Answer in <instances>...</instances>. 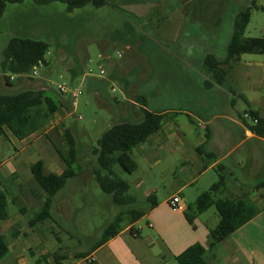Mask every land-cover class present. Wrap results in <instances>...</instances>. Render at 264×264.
<instances>
[{
	"label": "crops",
	"instance_id": "obj_1",
	"mask_svg": "<svg viewBox=\"0 0 264 264\" xmlns=\"http://www.w3.org/2000/svg\"><path fill=\"white\" fill-rule=\"evenodd\" d=\"M229 1L108 0L105 5L123 20L120 26L115 27L113 35L107 36L111 42L121 38L131 52V61L125 65L110 60L106 70H112L108 77H87L88 90L101 97L107 95L108 85L117 88L112 82L119 81L127 102L122 105L114 97L115 110L121 122L141 121L143 110L163 118L160 128L138 147L146 160L142 198L129 194L131 185L128 183V194L133 198L128 207L151 208L94 250L83 251L94 256L92 264H177L176 257L196 243L205 247L207 264H264V186L256 188L259 182L264 181V137L251 130V120L242 117L244 112L251 111L264 118V53L254 54L261 55V59L247 62L240 71L237 70L238 58L228 68L226 85H218L209 78L204 66L206 54L202 60L193 56V49L202 48L204 41L209 39L203 36V29L210 31L217 12L225 9ZM171 6L172 9L165 11ZM252 9L264 10V5L256 4ZM124 15L146 17L147 23L137 31ZM154 17L157 20L153 23L151 18ZM146 31L156 32L162 44ZM109 45L110 42H106L101 46V53H107ZM160 46L173 47L177 54L160 49ZM142 50H153L160 55L141 57ZM118 53L122 56L121 51ZM217 58L223 60L225 54ZM124 68L127 69L126 74L121 75ZM136 70L139 72L135 73L134 83L129 77ZM202 71L207 77L203 81L204 88ZM68 73L74 79L80 72L70 69ZM145 81L148 85L146 93L142 88ZM18 84L20 92L35 89L32 86L40 82L32 84L22 79ZM39 89L50 91L46 87ZM53 95L58 96L56 93ZM135 106L140 108L141 119L136 116ZM37 133L17 139L7 129L0 130V145L11 140L17 144L14 145L15 155L0 162L6 179H15L19 170H23L25 180L33 178L29 167L34 162L21 166L16 157L32 151V155L28 154L29 161L40 157L39 154L35 156L41 149L35 147L38 139L34 136ZM45 159V163L42 161L44 171L45 167L48 168L46 173L60 174L64 170L62 159L63 164L54 156H46ZM219 175L226 181L222 197L250 201L259 211L223 241L209 247L210 232L218 225L220 217L214 207L197 214L192 206L196 198L218 180ZM140 183L139 180L134 182L133 188H139ZM174 195L181 198L184 207L181 212H173L169 207V200ZM138 202L144 204L138 205ZM25 213L26 209L20 206L19 214L10 217L8 213V218L2 220L0 238L7 247L6 254L0 259L2 264H27L26 251L31 255L40 252L39 258H45L42 256L47 250L35 234L40 223L31 226L28 222L31 217L27 219ZM56 256L61 259L56 261ZM71 258L72 254L54 253V263L49 257L45 262L77 264L80 260L73 258L71 261Z\"/></svg>",
	"mask_w": 264,
	"mask_h": 264
},
{
	"label": "rangeland",
	"instance_id": "obj_2",
	"mask_svg": "<svg viewBox=\"0 0 264 264\" xmlns=\"http://www.w3.org/2000/svg\"><path fill=\"white\" fill-rule=\"evenodd\" d=\"M251 1L235 0L238 4L240 3L237 5L233 0H230L225 9L217 12L210 31H205V29L202 31L203 36H208L209 39L204 41L202 48L193 49V56L196 57V60H202L207 53H212L219 58L224 57L226 44L232 32L234 16L238 10L248 6ZM172 4L174 5L173 2ZM256 4L264 5V0H257ZM172 8V6L167 7L165 11ZM126 17L133 23V27L137 31L147 23L146 17ZM151 20L154 23L157 18L154 17ZM121 23H123L121 17L113 14L108 6L95 8L89 4L69 12L63 3L51 2L46 5H37L33 0L7 4L0 19V94L19 92L21 89H18L20 87L18 83L22 79L32 84L40 82V84L32 87L35 89L46 87L52 94L58 93L57 87L61 84L81 91L79 96L74 99L70 98L69 95L58 93L62 103L61 109L34 136V139H38L35 147H41L35 156L39 154L40 157L29 161L28 154L32 155L33 151L16 157L21 166L36 160H43L45 163L46 156H54L59 163L63 164L59 152L68 156L69 151L65 131L68 130L73 138L75 150L73 168L77 175L68 181L66 186L57 194L52 209V220L38 224L35 232L41 239L42 247L47 250V253L42 257H49L52 263H54V253L58 255L66 253L68 256L89 249L100 238L105 225L124 208L112 203L111 196L103 192L94 179L92 174L95 160L91 152L102 134L112 125L121 122V117L116 111L117 109L115 110L114 97L122 105L127 104L122 95L124 88L121 82L115 80L112 83L117 86V88L114 87L116 91L112 92L111 86L108 85L107 95L101 97L94 96L87 88V77L91 76L88 75L89 71L98 79L104 78L106 75L108 77V73L112 69L107 71L109 63L106 61V57H109L111 61L125 65L130 63L131 52L121 42V38L117 42H111L108 37L113 35V30ZM147 35L152 36L155 40H160L158 43L162 44V39L156 32L151 31L150 33L148 31ZM244 36L264 37V10L251 9L250 20L244 31ZM12 37H27L48 43L49 48L45 55L46 64L37 68L38 76L36 78L18 77L17 81L10 82L7 77L8 74L2 73L3 50ZM106 42H110L107 53H101V46L103 47ZM160 49L177 54L173 47H161ZM118 51H121L122 56L117 55ZM142 53L141 57L160 55L153 50L152 52L142 50ZM239 59L237 70L240 71L241 68L246 67L247 62L261 59V55L243 54ZM101 66L108 68L107 74H100ZM70 69H75L80 73L72 79L68 73ZM126 71L127 69L124 68L121 75H125ZM138 72L139 70H136L129 77L134 83H136L135 73ZM143 73L145 75V71ZM201 79L203 87V81L207 79L204 71H202ZM147 86L145 81L142 85L145 93ZM135 109L137 118L141 119L142 114L139 106H135ZM78 116H81V119H78ZM14 145L17 146L12 140L4 142L3 146L0 145V162L15 155ZM138 147L131 151V156L137 163V169L132 173L117 169V174L131 185L129 194L142 198L144 183L146 182V160L140 155ZM47 170L48 168L45 167L46 172H48ZM22 171L19 170L14 177L15 179H6L4 170L0 169V181L2 179L0 190L6 192L9 216L19 214V208L23 206L26 209L25 216L28 219L33 213L40 210L45 196L33 178L25 180L26 176ZM137 180L141 183L139 188L135 189L133 184ZM17 198L18 202H16ZM141 204L144 202H138V205ZM2 222L0 221V226ZM39 255L40 252L37 255H31L28 251L24 253L28 261L27 264H37ZM45 258L44 260L39 258V264H47ZM70 260L72 261L73 258Z\"/></svg>",
	"mask_w": 264,
	"mask_h": 264
},
{
	"label": "trees",
	"instance_id": "obj_3",
	"mask_svg": "<svg viewBox=\"0 0 264 264\" xmlns=\"http://www.w3.org/2000/svg\"><path fill=\"white\" fill-rule=\"evenodd\" d=\"M256 1L252 0L249 6L243 7L235 14L232 32L225 48V58L218 59L211 53L204 57V66L209 78L218 85H226L228 68L238 61L242 54L264 53V37L244 36V31L250 20L251 9L256 7ZM22 2L23 0H0V19L7 4ZM33 2L37 5L60 2L65 4L67 11L71 12L89 4L95 8H101L108 3V0H33ZM48 48V43L41 40L12 37L3 50L2 73L4 75H28L40 61L46 64L45 55ZM61 107L62 103L58 96L44 89H25L13 94H0V130L7 129L15 138L23 139L31 133L43 129ZM142 113L143 118L139 122H120L112 125L92 148L91 152L95 160L92 174L94 179L100 189L111 196L112 203L124 208L105 225L100 238L90 247V251L116 236L124 226L134 223L151 208L128 207V204L133 201V198L128 194L129 184L117 174V169L126 173H132L137 169V163L131 156L132 149L145 143L148 137L161 126L163 118L161 115L146 110H143ZM249 113L257 119L256 124L250 127L251 130L264 137V118L254 112L249 111ZM65 138L69 145V151L68 156L59 152L60 158L65 164V168L60 174L46 173L42 160L32 163L29 167L34 181L45 193L40 210L35 212L28 221L31 226L51 219L56 195L68 181L77 175L73 168L75 162L74 141L68 130L65 131ZM225 184V178L219 175L218 180L207 191L202 192L192 206L197 214L214 207L220 217L218 225L210 232L209 247L223 241L259 211L250 201L222 197ZM263 186L264 181H261L256 185V188ZM7 203L6 192L0 190V221L8 218ZM205 251L202 244H193L176 257L177 264H207ZM6 252V244L0 238V259ZM86 255L87 252L80 251L72 256L74 259H80ZM55 258L56 261L61 259L57 256Z\"/></svg>",
	"mask_w": 264,
	"mask_h": 264
},
{
	"label": "built area",
	"instance_id": "obj_4",
	"mask_svg": "<svg viewBox=\"0 0 264 264\" xmlns=\"http://www.w3.org/2000/svg\"><path fill=\"white\" fill-rule=\"evenodd\" d=\"M117 55L120 56L119 53ZM105 59L108 62L110 61L109 57H106ZM41 65H44L42 61H40L36 66H34L28 75L8 74L7 75L8 80L10 82H14V81H16V79L18 77L36 78L38 76L37 68ZM100 74L101 75L106 74V68L101 66L100 67ZM88 75H93V74H92V72L89 71ZM57 90H58V93H61L63 95H69V97L72 99L77 98L79 96V94L81 93V91L79 89H75V88L68 86L66 84L58 85ZM111 91L112 92L116 91V88L112 87ZM242 117L244 119L251 120L253 124H256V122H257L256 117H252L251 114L249 113V111L244 112ZM78 119H81V116H78ZM169 207L173 212H181L184 208L182 201H181V198L178 195H174L170 198ZM134 236H136V234H134ZM94 260H95L94 256L92 254H89V255L83 257L82 259L80 258V260L78 261L77 264H92L94 262Z\"/></svg>",
	"mask_w": 264,
	"mask_h": 264
}]
</instances>
